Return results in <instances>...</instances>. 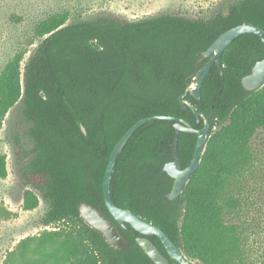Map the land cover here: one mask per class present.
<instances>
[{
    "label": "trees",
    "instance_id": "16d2710c",
    "mask_svg": "<svg viewBox=\"0 0 264 264\" xmlns=\"http://www.w3.org/2000/svg\"><path fill=\"white\" fill-rule=\"evenodd\" d=\"M67 20L68 13L60 11L37 21L33 35L41 40L34 51L27 59V50L16 51L0 70V129L8 110L20 102L29 142L25 149L14 135L26 186L22 207L30 210L44 200L48 207L39 224L51 228L21 241L18 256L9 251L4 264H36L22 259L31 242L35 248L51 246L48 256L55 264H155L129 224L116 223L128 244L115 249L83 221L78 206L90 203L112 218L102 195L104 170L114 144L137 120L169 115L202 127L203 120L197 122L188 106L183 109L179 96L193 83L196 64L200 68L207 60L198 61L202 53L222 32L239 24L264 31V0H235L226 13L206 18L159 13ZM262 58L264 43L243 33L222 52V75L213 65L200 98L184 96L207 116L209 132L198 168L178 197L167 198L173 179L162 171L173 159V120L140 125L114 163L112 201L162 229L201 264H256L251 239L256 219L246 215L248 196L241 187L256 160L251 139L264 128V84L246 90L240 80ZM196 137L178 133L182 168L191 160ZM6 174V157L0 154V177ZM248 200L255 205L257 199ZM148 238L168 257L155 235Z\"/></svg>",
    "mask_w": 264,
    "mask_h": 264
},
{
    "label": "rangeland",
    "instance_id": "374dc122",
    "mask_svg": "<svg viewBox=\"0 0 264 264\" xmlns=\"http://www.w3.org/2000/svg\"><path fill=\"white\" fill-rule=\"evenodd\" d=\"M235 0H0V70L7 60L21 49L27 50L24 59L34 51L41 39L33 35L37 21L55 12L66 11L67 22L85 19L99 14H111L127 19H138L159 13L182 14L189 17L206 18L215 12L226 13ZM13 17V18H11ZM15 18L19 20L15 21ZM21 104L11 107L0 129V154L6 157L7 174L0 177V264H4L9 251L20 252V243L31 236H37L43 229L39 219L47 210V203L39 198L38 205L30 210L22 207V193L26 187L18 173L14 135L20 137L25 149L29 142L25 136L26 124L20 112ZM256 154L252 173H246L241 191L247 195L250 208L247 217L256 219L254 257L256 264H264V128L259 129L251 139ZM236 186L239 183L234 181ZM255 197L253 205L248 199ZM248 209V208H247ZM247 212V210H246ZM236 221V218H232ZM251 235V234H250ZM52 247L35 248L31 242L22 257L36 264H55L49 258ZM45 259L44 261H42ZM21 260L17 259L16 261ZM195 261V260H194ZM196 264H201L195 261Z\"/></svg>",
    "mask_w": 264,
    "mask_h": 264
},
{
    "label": "water",
    "instance_id": "95a60500",
    "mask_svg": "<svg viewBox=\"0 0 264 264\" xmlns=\"http://www.w3.org/2000/svg\"><path fill=\"white\" fill-rule=\"evenodd\" d=\"M243 33H254L264 43V31L254 25L239 24L225 30L202 53L198 61L207 60L200 68H197L196 64V70L192 78L193 83L179 96L181 107L184 109L188 106L192 110L197 122L201 119L203 120L202 127L195 128L190 122L181 117L151 115L133 123L114 144L110 151L102 180L103 199L112 218L90 203L81 202L78 206L79 215L83 221L101 232L111 247L121 250L128 244V241L120 234L116 223L124 227L125 224H129L141 234V236L135 237V241L155 264H170L169 258L175 261L176 264H196L194 260L182 253L162 229L135 215L130 210L117 206L112 201L110 195V179L117 155L122 152L127 140L140 125L152 119L173 120L175 131L172 147L173 159L163 165L162 171L173 179L171 189L167 193V198L173 200L180 195L183 186L198 168L209 132V120L207 116L197 110L184 96L189 93L194 99L200 98L201 84L213 65L217 67L219 74L222 75L221 54L236 37ZM240 81L242 87L246 90H256L261 87L264 84V58L257 60L251 67L250 72L242 76ZM80 127L82 132L85 133L84 127L82 125ZM180 131L195 133L197 135L191 160L184 168L181 167L176 153L177 138ZM154 235L160 240L169 258L148 238Z\"/></svg>",
    "mask_w": 264,
    "mask_h": 264
}]
</instances>
